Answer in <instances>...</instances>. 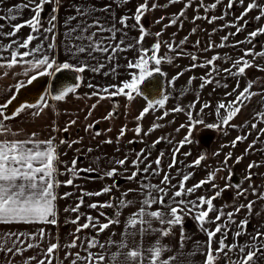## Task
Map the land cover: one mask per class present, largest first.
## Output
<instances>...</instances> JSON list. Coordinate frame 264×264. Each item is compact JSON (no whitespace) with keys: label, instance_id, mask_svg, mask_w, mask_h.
I'll return each instance as SVG.
<instances>
[{"label":"snow or ice","instance_id":"obj_1","mask_svg":"<svg viewBox=\"0 0 264 264\" xmlns=\"http://www.w3.org/2000/svg\"><path fill=\"white\" fill-rule=\"evenodd\" d=\"M130 0H123V4H127ZM183 0H168L164 5H160L158 0H143L139 3L131 15L124 14L118 19L112 9V5L116 4L121 6L120 0H109V3L103 4L100 7L90 4L73 5V14L65 18L63 27L64 43L62 48L65 55L68 57L63 63H58L56 58V26L58 19V12L60 0H25L24 3L7 8V15L0 14V77H7L9 72L13 69L19 68V71H12L14 77H23L24 79H17L16 83L11 86L16 92L20 89L26 88L33 80L37 78V74L41 76L53 77L56 73L67 71L72 73V81L66 82L59 86L57 94L51 95V100L64 101L69 94L77 93V90L83 83L82 74L89 71L93 74H102L104 77L111 76L115 79L118 76L119 64L114 62L121 54L126 51L135 50L137 58L129 61L123 67L127 69V75L130 79L120 81L118 84H110L104 86L93 85L88 83V87L93 89L90 96H96L98 102L108 99L111 100L114 96H124L127 101H133L136 96H143L146 100V106L140 111L136 119V127L132 131L137 137L143 131L141 121L149 111H156L165 107L166 101L170 99V93L167 91H159L158 95L150 98L141 92L139 84L148 77H153L158 74L164 78L167 73L162 71V63L172 64L175 59L173 56L158 55L161 46L164 45L169 52H176L178 58L181 54L188 55L183 48L187 43L188 37H184L178 44L173 39L171 43L161 39L163 30L160 32L151 33L145 28L142 19L149 11H155L158 8L167 9L172 4L182 3ZM196 0H187L184 7L178 14L170 16H162L156 21L157 24L161 23L164 19L169 20V24L164 25V29L175 26L179 22L180 29H183V22L181 17H185L186 11ZM4 0H0V5H3ZM223 4V0H214L213 3L206 5L203 0H200L199 5L195 9L199 13L202 7L205 13L213 12L216 8ZM51 5V12L44 16L46 6ZM244 0H228L227 8L223 9L220 17L214 14L196 15L193 17L192 23L195 24L196 20L204 19L208 23H214L217 19L224 20L229 15V11L234 7H243ZM28 10L32 15L24 20L23 12ZM253 10H258L259 14L254 18L259 22L264 18V5L260 4L258 0H251L244 8L240 16L234 18V22L226 23L222 28L214 29L210 35H214L217 31H223L224 28H235V33L229 32L227 35L221 37L220 44L209 43L201 49V51H210L214 48H223L230 46L237 48L240 44H253L256 37L264 35V27H259L250 32L244 41H239L236 45H229V37L238 35L244 31L249 21H245L244 25H240V21L244 19L247 14ZM102 13L103 15H97ZM22 20L19 23H12ZM77 21L72 24L71 21ZM130 20L135 23L129 24ZM45 24L47 26H45ZM9 26L11 31L4 32L5 26ZM119 25V27H117ZM25 27L30 29V33L26 37H20L18 34ZM128 29H134L139 32L138 37L129 38ZM197 31L196 27L191 29L194 34ZM154 36L155 42L150 48H145L143 42L145 37ZM175 36V34H173ZM119 37V39H118ZM5 40L7 42L5 43ZM201 42L196 41L192 47H199ZM151 53V55H149ZM252 56L253 59L264 58V50L255 51V48L244 50L242 57H238L232 62L231 67L225 69V73L232 77L238 78L244 76L246 69L253 67L252 61L246 57ZM192 64L184 71H191L195 67L208 68L211 66L205 76L200 77L201 84L199 90L196 91V100L186 106L187 117L189 121V132L183 140H181L170 158L168 169L171 170L178 162L175 159L176 153L185 143H190L189 137L191 136V126L204 123L203 113L204 110L210 107L209 103H203L199 108L200 119L193 118V111L196 110V105L199 103L200 92L214 81L217 86H221L218 80H215L214 73L219 71L216 61L223 59L224 62L231 60V57L225 55L221 57L219 54L213 55L205 63L197 64L198 59L196 54H190ZM74 61V63H73ZM110 66V67H108ZM108 67V70L104 69ZM234 69V71H233ZM135 70V71H133ZM264 70V69H259ZM183 72L177 73L170 80L166 81L168 89L171 93H175V82ZM197 79L193 76L187 82L190 86L192 82ZM74 81V82H73ZM227 87V84H223ZM165 85L162 84V88ZM11 88L8 90L11 91ZM253 82L248 80L243 90L235 96V99L229 101L227 104L219 102L215 108L216 123L207 124L209 129L224 128V134L227 135L229 127L239 128L243 125H232L231 121L240 113L242 106L249 101L252 96L257 93L251 91ZM236 90H239V84L236 85ZM234 90V91H236ZM188 89L185 88L180 95L176 97L177 100L182 99L183 95L187 93ZM227 93L226 95H232ZM264 95V94H262ZM79 98V97H77ZM90 98V97H89ZM16 96L13 95L5 103H0V225L11 224H26V225H52L58 224V210H57V192L56 190L61 186V181L57 179L58 175H68L70 178L64 181V186H73L74 180L79 179L81 173H96L97 178L103 180L105 178L113 179L120 176L121 173L117 171L118 168L124 167L128 161V155L124 158L116 159L114 157H104L108 167H101V157H93L86 168H77V160L80 157L74 158L69 167L66 162H61L59 154L57 153V144L55 143L56 137L50 136L47 140H40L37 138L36 133L24 135L23 138L19 131H14L12 125L8 123L10 120L15 119L20 115L25 108H35L37 111L34 115L39 114L44 108L51 107L48 104L47 96L38 97V103L26 104L19 107H14L11 113H8V106L12 104ZM96 104L91 108L94 110ZM119 104H113L112 111H110L103 119L111 120L114 114L118 111ZM225 110V114L221 117V110ZM176 112L185 111V107L177 104ZM170 113L164 111L163 116L158 117L157 120L163 119ZM92 112L89 111L88 116ZM257 118V123H253L252 127L256 128L258 123L264 122V111L254 113ZM87 119V117H85ZM76 123V120H70L62 129L67 132L68 129ZM100 123L99 120L85 125V131L95 129L96 124ZM164 125L153 123L145 135L150 134L152 131L163 127ZM185 125H181L184 128ZM58 129L53 126L52 131L56 132ZM128 129L122 127L120 129L117 142H119L125 135ZM107 131H111L108 129ZM177 132L180 129H176ZM101 130L93 132V137L102 135ZM250 135V133L248 134ZM264 135V130L261 131ZM247 139V135H239L230 145L225 147H235L238 142H243ZM254 141L249 148L250 151L258 142ZM161 141L172 143L166 137H160L151 145L142 149L140 152L135 153V158L131 160V165L135 169L127 179L130 181H137V178L143 176V179L138 180L139 192L138 195L142 197L139 201V209L132 213L125 223L124 230L121 234V239L116 241L109 237L106 241L101 242L98 237L105 230L109 229L114 224H119V217L122 209L128 207L133 203L132 200L127 199L132 189L126 190L121 193V196L113 202L110 198L109 202L104 203H90L87 205L90 209H118L113 211L111 216H106L105 213L100 212L99 216H104L106 222H101L98 217H93L80 212V208L84 206V198L110 193L114 187H118L115 180L112 185H105L101 190L95 192L81 191L77 203L74 207H65L64 211L73 212L77 215L74 219L66 221L67 223L75 224V232L72 233L73 239L70 242L61 244L57 237L52 236L44 228H37L34 231H19V230H6L0 231V264H15V257H23L24 253L29 250H36V255L23 258L21 264H54L57 259V252L63 248L65 250V260L67 264H193L190 259L191 256L199 254L204 255L205 259L203 264H217V258L223 254L226 258L227 264H256L257 257L264 255V228L253 229L252 233H248L250 220L241 219L237 222L234 216L238 215L241 211L246 210L249 215L252 213L253 204L255 201H249L247 204H240L235 207L234 211L225 213L223 209L214 207V199L221 195V191H216L214 197H206L201 195L192 198L195 192L204 186L206 183H211L215 180L216 175L222 169L212 170L206 180H201L197 184L186 187V182L193 175L189 171H177L176 175L180 177L178 184H172L169 173H165L159 184L152 183V179L161 176V162L164 157V152H160L157 159L154 161L157 166L152 169V165L145 163L151 149L155 148L156 144ZM81 140H72L71 142L61 139L60 145H65L69 148L73 144L80 143ZM111 138L104 141V143L111 144ZM137 140L129 141V143H136ZM80 150L77 149V152ZM119 151V149H117ZM88 153L93 152L92 148L87 149ZM218 155V153H217ZM232 157V153H227L223 164L227 166L228 160ZM86 158V157H84ZM205 155H201L194 161V164L185 165L183 161H179L185 169L199 166ZM242 157H237L236 162L239 163ZM64 163L66 172H58L56 165ZM141 164H144L141 169ZM260 165L255 162L250 163L248 166L249 175L248 180H251L250 170L253 167ZM231 179V177H229ZM244 181L241 180L235 184V188L239 191L240 195L247 196L248 192L243 188ZM82 187V186H81ZM253 195H257L259 199H264V193H260L256 186H253ZM73 193H65L61 199H65ZM235 199V198H234ZM153 206H157L153 210ZM216 212V216L212 218L210 214ZM192 213L198 222L201 230L207 236L206 242H197L196 248L187 253L183 251L185 236L181 232L179 249L173 252L172 255L164 258V254L172 252V248L164 244L162 239L172 234L174 226H181L183 229V222L185 214ZM81 219L84 223H80ZM157 222L161 227L154 228L153 222ZM215 223V228L206 229V224ZM232 225H235L233 229ZM86 229H93L95 234L88 237L80 235ZM232 233V243H226L228 234ZM146 234H157L158 238L150 246L145 247L143 238ZM219 234V239L217 236ZM115 235V234H113ZM248 235L247 241L241 242L240 237ZM139 236V240L136 237ZM83 241V243H81ZM213 243L217 245L213 249ZM46 244V247L43 245ZM115 247L116 251H111ZM81 248L80 251L72 252V249ZM203 248L204 251H200ZM99 249V251H93ZM64 264V261H61Z\"/></svg>","mask_w":264,"mask_h":264},{"label":"rangeland","instance_id":"obj_2","mask_svg":"<svg viewBox=\"0 0 264 264\" xmlns=\"http://www.w3.org/2000/svg\"><path fill=\"white\" fill-rule=\"evenodd\" d=\"M25 0H4L3 5H0V14L7 15V8L15 6L17 4L24 3ZM168 2V0H158L160 5H164ZM187 0H183L182 3L172 4L167 9L158 8L155 11H149L146 13L145 17L142 19V23L145 28L148 29L151 33L160 32L163 30V35L161 37L162 40L172 42L174 39L178 44L184 37H188L187 43L183 46L186 53L181 54L178 58L176 52H169L168 49L162 45L160 52L158 55L168 56L171 55L175 59L172 64L162 63L161 68L162 71L167 73V76L164 77L165 80V91L170 93V99L166 101L165 107L163 109H158L156 111H149L141 121L143 131L139 135L132 131V139H121L119 142H112L113 147L111 151L112 155L116 159L124 158L125 155H128V163L121 168H118L117 171L121 173L120 176L114 178L115 183H117L118 187H114L110 193L104 194L103 197L105 199H113L117 200L121 193L126 190L132 189L133 191L129 194L127 199L132 200L133 203L128 207L120 210L121 215L119 217L120 223L116 224L115 227L120 230V233L117 236V240L121 239V234L124 230L125 223L127 218L134 212H136L139 207V201L142 199L140 195H138L139 187L138 180L143 179V176L137 178V181H130L127 177L135 171V169L131 165V160L135 158V153L140 152L142 149H145L153 142L157 141L160 137H166L167 140L172 141V143H167L165 141H161L156 144L155 148L151 149L150 155H148V159L145 163L151 164L152 169H156V165L154 161L157 159L160 152H164V157L161 162V176L152 179V183L159 184L162 180V177L165 173L170 174L171 183L178 184L180 177L176 175L177 171H189L192 172L193 175L186 182V187H191L197 184L201 180H206L210 169H222L217 174H220L219 179H222V187L214 180L215 184L206 183L200 189H198L193 195V199L204 195L206 197H214L216 191H221V195L214 199V207L218 209H223L225 213L234 211L235 207L240 204H247L249 201H255L253 204V209L251 215L248 214L246 210L241 211L238 215L234 216L236 221H240L241 219L250 220V224L264 225V199H259L257 195H253V186L257 187L258 192L264 193V135H261V131L264 130V122L258 123L256 128L252 127L253 123H257V118L254 116V113H258L260 111H264L261 100L264 98V58L253 59L252 56L246 57L249 61H252L254 66L246 69V73L244 76L238 78H232L225 73V69L231 67V64L238 57H242L245 49L255 48V51L264 50V35H259L255 38L253 44H240L237 48H233L230 46H226L223 48H214L210 51H201L202 48L207 46L209 43L220 44L221 37L227 35L229 32L235 33V28H224L223 31H217L214 35H210L214 29L222 28L226 23L234 22V18L241 15L244 11V8L247 7V4L251 2V0H244L243 7L234 6L230 11L229 15L226 19L221 20L217 19L214 23H208L204 19L196 20L195 24L192 23L193 17L198 15H215L216 17H220L223 13V9L227 8L228 0H223V4L218 6L216 10L213 12L205 13L204 9L201 7L199 13L195 11L197 6L200 3V0H196V2L192 5V7L188 8L185 14V17H181V21L183 22V29H180L179 22L175 26L168 27L164 29V25L169 24L168 19H164L161 23L157 24L156 21L160 19L162 16H170L172 14H178L181 9L184 7V3ZM214 0H203V3L209 5L213 3ZM258 2L264 5V0H258ZM90 4L95 5L97 7L102 6L103 4L109 3V0H60L57 26H56V58L58 63H63L68 57L65 55L64 50L62 48V44L64 43L63 33L65 28L63 27L65 18L68 15L73 14L72 7L73 5L79 4ZM139 3H143V0H130L127 4H123V0H120L121 6H117L116 4L112 5V9L115 12L117 19L124 15H131L134 13L137 5ZM151 4V0H150ZM51 5L46 6L44 16L47 17L51 12ZM259 14L258 10H253L244 17L243 20L240 21V25L243 26L245 21H249L247 27L244 31L240 32L238 35H232L229 37V41L227 42L229 45H236L239 41H244L248 34L259 27H264V18H262L259 22L255 21V17ZM32 13L27 9L23 12V19H28ZM97 15H103L102 13H97ZM22 20H18L12 23H19ZM2 23V21H0ZM71 23L74 25L77 21L73 20ZM135 23L134 20H130L129 24ZM45 26H47L45 24ZM119 27V25H117ZM193 27L197 28V31L192 34L191 29ZM4 32L11 31L9 26H5L3 29ZM30 33V29L25 27L18 34L20 37H26ZM175 34V36H173ZM129 38L138 37L139 32L134 29H128ZM119 39V37H118ZM199 40L201 42L199 47H192L195 45L196 41ZM7 40H5V43ZM155 42L154 36H147L143 42V46L145 48H150L151 45ZM196 54L198 59L196 61L197 64L205 63L208 59H210L213 55L219 54L221 57L228 55L231 57V60L228 62H224L223 59L216 61V65L219 68V71L214 73L215 80L220 82L221 86H217L215 81L212 84H208L201 92L199 97V103L196 105V110L193 111V118L200 119L199 108L203 103H209L210 109L207 108L203 113V121L204 123L196 124L191 126V136L189 137L190 143H185L182 148H180L179 152L176 153L175 159L177 160V164L168 169V165L170 163V158L173 154V149L176 148L178 143L183 140V138L188 135L189 132V121L187 117V108L186 106L196 100V91L199 90V85L201 84L202 76L206 77V74L211 71V66L208 68L195 67L191 71H184L186 68L190 67L192 61L190 59V54ZM151 55V53H149ZM137 58V52L135 50H130L123 52L121 57H118L114 62L115 64L121 65L118 68V76L113 79L111 76L104 77L102 74H93L89 71H85L83 76V83L81 87L77 90L75 94H69L64 101H54L51 100V95L44 96L48 97V104L51 107L44 108L39 114L34 115L37 110L32 111L28 115L32 116L36 119H49L52 116L55 123H60L59 129L64 128L65 124L70 120H76V123L69 128V134L79 136L86 134L84 130L85 124L88 122L93 123L94 121L99 120L100 123L96 124L95 129L91 131H87L88 133H92L96 130L102 131V136H106L108 134L117 135L120 133V130L116 127H124L127 124H133L134 129L136 125V117L139 115L140 111L146 106V100L143 96H136V98L129 102L124 96H114L111 100L105 99L98 102V98L96 96H90L93 89L89 88L87 85L91 82L93 85L104 86L110 84H118L120 81L125 79H130V76L127 75V69L123 67L129 61H133ZM74 63V61H73ZM110 67V66H108ZM108 67L104 70L107 71ZM14 70V69H13ZM12 70V71H13ZM135 71V70H133ZM234 71V69H233ZM183 72V75L179 77L175 82V88L177 91L175 93H171L170 89H168L166 81L170 80L173 76H176L177 73ZM197 77L192 84L189 86L188 81L190 77ZM248 80L253 82V88L251 91L257 93V95L252 96V98L244 104L242 109V114L239 118V124L243 125V127L236 128V130L232 127L230 131H227L229 136H223L225 129L217 128L220 131V136L216 143L214 144V150L218 151L214 154V157H208L205 149L196 141L194 132L200 126H204L210 123H216L217 118L215 116V108L217 103L224 102L228 103L235 99V96L239 94L240 90L246 86ZM227 84V87H223V84ZM239 84V90H236V85ZM140 87V84H139ZM187 88L188 91L185 95H183L182 99L177 100L176 97L180 95V93ZM236 90V91H234ZM13 91V90H12ZM87 92V93H84ZM10 92H8L9 94ZM227 93H233L232 95H226ZM8 94H3L0 97V103L4 102L5 97ZM79 97V98H77ZM90 97V98H89ZM122 99V100H120ZM120 102L119 105L120 110L114 114L115 119L105 120L103 119L110 111H112L113 104L115 102ZM118 102V104H119ZM96 104L95 109L93 110L91 106ZM177 104L181 107H185V111L176 112L174 111ZM66 109V111H65ZM31 110V108H25L23 112L20 113L17 118L22 117L27 111ZM89 111L92 112L91 116H88ZM164 111H168L170 114L163 119L157 120L158 117L163 116ZM225 114V110H221V117ZM87 117V119H85ZM40 121V120H38ZM49 122V120H47ZM159 123L164 125L152 131L150 134L145 135L148 129L153 125V123ZM181 125H185L184 128H181ZM116 126V127H115ZM55 127L58 129L57 125ZM111 129V131H107ZM176 129H180L179 132ZM234 129V130H233ZM58 131V130H57ZM144 132V133H143ZM129 133V131H128ZM143 133V134H142ZM250 133V135H248ZM145 135V137H144ZM239 135H247V139L243 142H238L236 146L233 147H225V145H230L232 141L236 139ZM124 137H129L128 134L125 133ZM258 142L255 144L254 148L250 151L246 152V149L249 148L254 141ZM137 140L136 143H129V141ZM103 143L100 141V144ZM79 143H76L78 145ZM105 145V143H104ZM119 149V151H117ZM231 152L232 157L228 160L227 166L223 164L227 153ZM201 155H205L206 159L201 162L199 166H195L192 168L185 169L183 165L179 163V161H183L185 165L194 164V161L199 158ZM237 157H242L239 163L236 162ZM111 158V157H110ZM255 162L260 165L259 167H253L250 170L251 180L247 179L249 175L248 166L250 163ZM78 167V166H77ZM141 169H143L144 164H141ZM86 168V167H82ZM239 174L241 180L244 181L243 188L247 190L248 195L245 197L240 195L239 191L235 188V183H233L232 179L235 174ZM81 177L84 178H97L96 173H81ZM231 177V179H229ZM106 179V178H105ZM99 179V181L104 182V180ZM121 183V184H119ZM75 187H78L77 182H74ZM73 187V186H71ZM73 187V188H75ZM233 194L235 196V201L230 204L227 197ZM114 197V198H112ZM157 206H153V210H156ZM118 210V209H117ZM212 218L216 216V212H212L210 214ZM216 224H206L204 227L206 229L215 228ZM233 226V225H232ZM230 226V227H232ZM153 227L158 228L161 227L157 222H153ZM264 228V227H263ZM183 231L185 240H184V248L183 251L187 253H191L195 248L197 242H206L207 236L204 231L201 230L198 222L196 221L194 215L192 213L185 214L183 229L181 226H174L172 229V234L168 237L162 239L164 244L169 245L172 248V252H167L164 254V258L172 255L173 252L177 251L180 246L181 232ZM158 238L157 234H146L143 238V244L145 247L150 246L154 241ZM139 240V236L136 237ZM219 239V234L217 236ZM249 236L247 237V240ZM226 243H232V233L228 234ZM217 245L213 243V249H215ZM200 251H204L203 248ZM193 264H203L205 259L204 255L199 254V252L191 256ZM264 260V257L262 258ZM217 264H227L226 258L223 254H221L217 258Z\"/></svg>","mask_w":264,"mask_h":264},{"label":"crops","instance_id":"obj_3","mask_svg":"<svg viewBox=\"0 0 264 264\" xmlns=\"http://www.w3.org/2000/svg\"><path fill=\"white\" fill-rule=\"evenodd\" d=\"M19 68L14 69L13 71H19ZM38 75V74H37ZM17 79H24L23 77H14L12 75V71L9 72V75L7 77H0V97L3 94H8V92H10L6 97L4 102L5 103L8 99H11V97L15 94L16 90L14 88H11V86L13 84L16 83ZM11 88V91H9L8 89ZM13 90V91H12ZM87 93V92H84ZM47 95H53L51 94L49 91L46 93ZM122 100V99H120ZM117 102V101H116ZM119 102V101H118ZM119 105H121V103L119 102ZM37 110L35 108H31V110L27 111L22 117L19 118H15L13 120H10L8 123H10L12 125V128L14 131H19L21 133V136L18 138H23L24 135H30L31 133H36L37 134V138L40 140H47L50 136L54 135L56 137L55 143L57 144V153L59 154V159L61 162H66L68 164V166H71V161L74 158L80 157V159L77 160V168H82V167H88L89 166V162L91 161V159L93 157H101V167L107 168L108 165L104 159V157H114L112 155V148L114 145L113 143L111 144H107L105 143L104 145V141L111 138V140L113 142H117V137L119 136V134L117 135H111L108 134L106 136H98V137H93L92 133H88L86 132V134L83 135H79V136H75L72 134H69V131L64 132L62 131L63 128L59 129L60 123H55V120H53L52 116H50L49 119H34L32 116L28 115L29 113H31L32 111ZM120 110V108H119ZM66 111V109H65ZM113 119H115L113 117ZM40 120V121H38ZM49 120V122L47 121ZM63 124H67V123H63ZM86 124H89L88 122ZM85 124V125H86ZM57 125L58 127V131L53 132L52 128L53 126ZM116 127V126H115ZM125 127V126H124ZM122 127H116L117 129H121ZM126 128L128 129L126 131V134H128L129 137H124L122 139H132V128H133V124H127ZM69 130V129H68ZM85 130V127H84ZM129 131V133H128ZM144 133V132H143ZM142 133V134H143ZM145 137V135H144ZM61 139L67 140L69 142H71L72 140H77L80 139L81 142L76 145L73 144L71 148H69L67 146V144L65 145H60L59 141ZM100 141L103 142L100 144ZM88 148H92L93 152L88 153L87 149ZM77 149H79L80 151L77 152ZM86 157V158H84ZM58 172H66V168L64 166V163H58L56 165ZM70 177L68 175H58L57 179L59 181H61V186L56 190L57 192V201H56V205H57V210H58V224L56 226H52V225H37V224H33V225H26V224H11V225H0V231H6V230H19V231H34L37 228H44L48 233H50L52 236L57 237L59 239V242L63 245L67 242H70L73 237H72V233L75 232V228L77 227V225L75 224H71V223H67L66 221L74 219L75 216L77 215L76 213L73 212H65L64 209L65 207H74L75 204L77 203V199L81 193V191H89V192H95V191H99L101 190L105 185H112L114 180L110 179V178H106L104 180V182L99 181V178H84L81 177L79 179L74 180V182H77L78 187H71V186H64V181H66L67 179H69ZM117 184V183H116ZM121 184V183H119ZM209 184H213V183H209ZM82 186V187H81ZM65 193H73V195L68 196L65 199H61L60 197H62ZM114 198V197H112ZM235 196H231L229 197L228 203L230 202L233 203L235 201ZM110 200V199H109ZM108 199H105L103 197V195L96 197V196H92V197H85L84 198V206L80 208V212L87 214V215H91L93 217H98L100 219L101 222H106L105 217L104 216H99L100 212H103L106 214V216H111L113 211L117 210V209H110V208H103V209H90L87 207L88 204L90 203H104V202H109ZM113 202H115L116 200L111 199ZM239 222V221H237ZM80 223H84V220L81 219ZM116 224L112 225L109 229L105 230L103 233H101L98 237V239L101 242L106 241L109 237H111L112 239L117 240V236L120 233V230H118L117 227H115ZM235 225L232 226L233 229H235ZM264 225H259L257 226V224H249L248 227V233L251 234L253 229H260L263 228ZM95 232L93 229H86L83 232L80 233L81 236L83 237H88V236H92L94 235ZM115 234V235H113ZM247 237L248 235H244L240 237V241L244 242L247 241ZM81 243H83V241H81ZM44 247H46V244L43 245ZM73 253L76 251H80L83 254V249L81 248H76V249H72L71 250ZM93 251H99V249H93ZM111 251H116V248L113 247L111 249ZM36 255V250H29L27 252L24 253L23 257L17 256L15 257V264H21V261L23 258L29 257V256H33ZM57 259L54 261V264H61V261H64V264H67V261L64 259L65 258V250L63 248H61L57 254ZM264 257V255H261L259 257H257V261L256 264H264V260L262 259Z\"/></svg>","mask_w":264,"mask_h":264},{"label":"water","instance_id":"obj_4","mask_svg":"<svg viewBox=\"0 0 264 264\" xmlns=\"http://www.w3.org/2000/svg\"><path fill=\"white\" fill-rule=\"evenodd\" d=\"M61 74L56 73L54 77L37 75V78L33 80L31 84H28L26 88H22L19 92H15L14 95L16 99L8 106V113L10 114L11 111L14 110V107L38 103V97L44 96L49 87L52 89L53 94H57L58 90H55V82L57 83V81H59L62 76ZM162 84L165 85L163 78L158 74H154L153 77H148L141 82L140 90L145 95L152 98L158 95L160 90L164 91L165 87L162 88Z\"/></svg>","mask_w":264,"mask_h":264},{"label":"flooded vegetation","instance_id":"obj_5","mask_svg":"<svg viewBox=\"0 0 264 264\" xmlns=\"http://www.w3.org/2000/svg\"><path fill=\"white\" fill-rule=\"evenodd\" d=\"M59 74H61L62 76L59 79V81H57V83L55 82V90H58L59 86H61L63 83L70 82L73 79L72 78L73 74L69 73L67 71H62ZM163 80H164V78H163ZM164 82H165V80H164ZM165 88H166V85H165ZM165 88H164V91H165ZM48 91L51 94H53V91L50 87L48 88ZM53 95H55V94H53ZM261 102H262V106L264 108V98L261 100ZM243 107H244V105L242 106L240 113L231 121L232 125H240L239 124V118H240V115L242 114ZM208 108L210 109V107H208ZM234 129L236 130V128H234ZM227 131H230V128H228ZM194 135H195L196 141L205 149V152H206V154H208V157H214L213 155L218 152V151L214 150V144L216 143V141L218 140V138L220 136V131L218 129H209V128H207L206 125H204V126L198 127L196 129V131L194 132ZM223 136L225 137V136H229V135L223 134ZM212 170H214V169L213 168L210 169V172ZM219 176H220V174L216 175V181L215 182H217L219 184V186L222 187V185H223L222 179H219ZM232 181L235 184L239 183V181H241L239 174L236 173L235 176L233 177ZM215 182L213 181L211 183L215 184ZM231 196H234V195L231 194L230 197ZM228 198L229 197H227L226 200Z\"/></svg>","mask_w":264,"mask_h":264}]
</instances>
